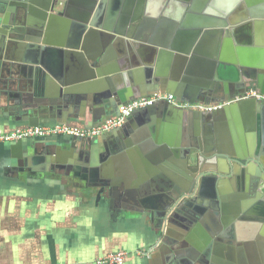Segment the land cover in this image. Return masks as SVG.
Segmentation results:
<instances>
[{
  "label": "crops",
  "instance_id": "0c3cea01",
  "mask_svg": "<svg viewBox=\"0 0 264 264\" xmlns=\"http://www.w3.org/2000/svg\"><path fill=\"white\" fill-rule=\"evenodd\" d=\"M42 1L53 4V0ZM182 1L144 2L145 7L149 5L157 14L156 17L151 15L153 18L146 17L156 21L155 29L163 42L167 29L164 22L174 20L170 14L174 6L178 7L176 13L181 12L174 16L181 19L188 14L194 22H213L224 17L232 25H228L227 33L215 35L212 32L214 41L204 34L190 53L194 57H189L184 64L187 68L190 61L196 60L194 85L205 91L185 93L181 98L170 94L178 101L206 103L255 89V79L264 70V20L255 21L251 27L246 14L234 13L233 7L225 11L210 8L208 13H190L183 11ZM121 3L122 0H61L54 16L44 24V47L35 45L30 52L25 45L17 46L15 62L5 61L10 43L0 41V132L30 128L27 119L38 117L40 113L43 115L40 126L58 125L52 122L47 110L49 104L41 100L39 93L43 91L52 99L53 94L66 89L71 76H90L89 70L94 72L92 66L85 68L77 55L91 54L102 48L109 34L108 24L114 22L113 27H119L121 18L117 15ZM230 5L228 1L227 6ZM39 22L42 18L34 16L33 23L37 26ZM94 23L99 26H93ZM151 44L134 47L132 54L142 60L157 57L164 62V53H160L164 49L157 53L154 43ZM112 45L110 53L106 50L108 58L104 67L96 71V82L89 87L100 103L106 102L107 78L126 88L123 81L126 74L130 89L149 88L156 77L164 82V64L166 67L183 64L178 56V63L173 62V56L160 67H154L151 75L145 62L141 61L140 66L132 65L131 54L120 55L116 41ZM168 70L177 72L178 68ZM30 95L33 97L28 103ZM88 98L91 100L93 96L88 95ZM28 105L34 109L27 111ZM165 107L157 105L153 107L156 109L136 112L123 128L99 138L84 154L81 150L70 152L69 147H64L60 163L49 150L43 152V148L46 142L68 139L25 141L28 145L36 144L37 153L31 151L29 160L14 158L9 151L12 144L0 143V264H97L99 258L120 252L128 253L125 264H187V261L192 264H264V188L260 185L264 177L258 180L257 186L247 179L230 182L226 199L219 205L199 198L201 203H195L198 225L188 230L175 226L172 230L170 240L175 243V252L169 245L165 250L164 247L160 250L162 246L153 249L162 238L156 225L160 219L158 214L164 212L166 199L163 200L164 193L157 186L145 192L141 178L142 172H148L146 163L154 168L164 164L165 146L169 149L171 143L172 149H176L171 154L172 165L176 167L180 161L177 151L181 146L196 145L199 129L205 131L206 136L212 135L210 144L214 149L220 145L239 146L244 152L264 151L262 109L219 111L209 119L200 117L196 111L181 109L177 112L180 115L174 116L168 114ZM76 113L82 116L81 111ZM84 115L86 117L72 124L89 128L110 118L98 113L94 119L87 110ZM81 145L80 141L79 149ZM162 170L161 183L164 177L170 180L176 176L170 169V175L164 174V167ZM110 176H121L132 183L138 194L137 204L130 202L124 208L117 202L118 208L111 209L104 200L97 201L100 190L97 185ZM181 244L185 246L180 248ZM141 252L144 256L138 255Z\"/></svg>",
  "mask_w": 264,
  "mask_h": 264
},
{
  "label": "water",
  "instance_id": "95a60500",
  "mask_svg": "<svg viewBox=\"0 0 264 264\" xmlns=\"http://www.w3.org/2000/svg\"><path fill=\"white\" fill-rule=\"evenodd\" d=\"M134 1L137 2L134 3ZM146 1L154 2L155 4H162L163 1L168 4L178 2V0ZM184 1L181 2L184 8L183 11L186 10L190 13H202L203 11L208 13L210 8L225 11L227 8L231 9L233 7L236 11L238 10L234 13H241V15L246 14V20L249 21L248 24L251 27L255 21L264 20V0ZM228 1L231 3L229 7L227 6ZM52 2L53 4H48L50 2L44 4L42 0H3L0 3V41L3 40L4 42L10 43L5 61L8 63L15 62L13 56L15 55V48H17V46L21 47L25 45V47L32 52L35 49V45L42 47L45 44V40L42 39L44 24L49 17L54 16L56 8L61 0H53ZM144 2L145 0H122L121 9L118 11L117 15L121 18L119 27L115 29L113 27L115 24L114 22L108 24L106 30L109 34L106 35L107 38L103 43L102 48L99 51L94 50L91 54L77 55L82 59V64H85V68L88 69L91 66L94 68V72L89 70L91 73L90 76L88 74L85 76H71L69 78L70 81L65 84L66 89H62L61 93L53 94L54 96L52 99L49 98L51 97L50 95L48 96L43 93V91L39 93V96H42L41 100L48 102L49 104L47 110L50 112L53 123L73 125L72 122H78L81 117H86V115H84V110L90 111V115H92L94 119L97 118L96 115L98 113H102L103 115H106L107 118H111L119 115V109L137 97H150L157 93H173L175 96L181 98L185 93L202 94L205 91H200L201 89L195 88L194 85L196 60H192L193 62L190 61L191 63L187 68L184 64L188 61L189 57H194V55L190 53H192L193 49L199 44L204 34H206L210 41H214L215 36L212 32H214L215 35L227 33L228 25L232 24L226 22L224 17L222 20H215L213 22H194V20H191L192 18H189L190 14H188V16L185 17L186 19L183 18V16V19H181L180 17L174 16L180 15L181 13H176L178 7L174 6L173 13H170L174 20L164 22L167 29L165 30L166 34H164L163 42L159 37V32L157 33V29H155L157 26L155 25L156 21L146 17V15L150 17H152L151 15H155L154 17H156L157 14H155L153 8H149V5L145 7ZM133 12L134 14H132ZM34 16L42 18V22H39L37 26L33 23ZM92 25L99 26L98 23ZM151 32H154V34ZM252 40L254 42V38ZM114 41L117 43L115 47L120 55L130 53V62L134 66H140L141 61L145 62L151 75L152 71L154 72V67H160L162 63H165L166 59H169L170 61L173 56V62L178 63V56L183 64L180 66H172L171 64L167 67L164 64V82L157 80V77L153 79L151 76L154 84L149 88L140 86L133 90L130 89L128 76L126 74L123 75V81L126 83V88L116 84L112 78H107L108 90L105 92L106 102L100 103L96 93L90 92L89 87H91L93 82H96L95 80L98 76L96 71L99 72V69L104 67L108 58V53L113 49L112 43ZM145 43H154L153 48L157 53L160 49H164L160 52L164 53V62L157 57H153L148 61L144 58L142 60V58L139 59L137 54L133 53L135 55L134 57L132 54L133 48L139 46V48H143ZM103 49H105V51H103ZM107 49L108 53L106 52ZM105 52L107 55H105ZM202 62L204 63L205 61ZM169 67H175L178 68V70L177 72H173L174 70L170 72L168 70ZM252 79L254 80L253 77ZM204 89L210 90L208 87H205ZM246 90L248 91L249 89ZM254 90H259L264 94V70L259 77L255 79ZM88 95H92L93 98L90 100ZM32 97L33 95L29 96L30 100L28 103H31ZM206 103L212 102L207 101ZM158 105L166 106L164 110L168 114L171 113L174 114V116L180 115V113H177L180 112V110L178 111L177 108L169 103H160ZM257 108L264 111V103L250 99L230 105L221 112L228 113V111L234 112L240 110L245 112ZM32 109H34L33 106H26L27 111H31ZM47 110L45 108L44 111ZM79 111H81L82 116H80L79 113H76ZM196 114L200 117H209V119L214 118V113L196 112ZM24 115L28 116L26 112ZM26 116H24V118H26ZM27 120H29L30 127H40L43 115L40 113L38 117L29 118ZM92 127H94L93 124L89 125V128ZM198 133L199 134L196 137V145L190 144L181 146L177 151L176 154L178 160H180L179 163H177V167L172 165L173 158L171 157V154H174L176 149H172L173 146L171 143L168 144L169 149L166 146L164 147V152H166V155L164 156V166L160 164L155 166V169L147 163L144 165L148 171L146 173L142 172L143 176L141 178L143 179L141 185L146 189L145 192H148L153 186H157L158 190L164 193L163 200L166 199V201H164V212L158 214L160 219L156 225L162 238L160 239L159 244L155 245L153 249L162 246L160 250H162L163 247L165 250L166 245L171 246L172 251L177 249L176 247L173 248L175 243L170 240L172 230L175 226H181L185 230H188L189 228H194L198 225V208L195 203H201V199L199 198L208 199L214 205H219L220 202H223L226 199V190L230 182L247 179L255 183V186H257L259 183L258 180L264 177L263 150H260V152H244V150H240L239 146L230 148L228 146L220 147V145L218 148L214 149L210 144V140L213 139L212 135L206 136V132H201V129H199ZM61 138L64 139V137ZM65 139L68 140L46 142L43 152L49 150L55 156V161L60 163L62 161L61 154L64 152V147H69L70 152L81 150V153L84 154L86 148L92 149V147L96 145V142L99 141L98 139ZM80 141L83 143L81 149L78 147ZM165 149H168V151H165ZM9 151L11 156L22 160H29L31 151L33 154L37 153L36 144L31 143L28 145L25 144V141L13 143L10 146ZM151 160L155 161L153 157ZM163 167L164 174L170 175V169L176 174V176L172 177L170 180L164 177V182L161 183L159 181L162 179L160 173L163 171ZM260 185L264 188V182H261ZM97 187L100 189L97 195V201L104 200L110 205L111 209L118 208L117 202L124 208H127V204L130 202L137 204L136 198L138 194L134 186L121 176H110L99 183ZM181 246L184 247L185 245L181 244L180 248ZM171 256H173V254ZM190 257L195 259L192 256ZM207 258H209V255ZM187 264H192V262L187 261Z\"/></svg>",
  "mask_w": 264,
  "mask_h": 264
},
{
  "label": "built area",
  "instance_id": "2783aa9c",
  "mask_svg": "<svg viewBox=\"0 0 264 264\" xmlns=\"http://www.w3.org/2000/svg\"><path fill=\"white\" fill-rule=\"evenodd\" d=\"M254 99L264 103V94L259 90L247 91L243 96L226 102L205 103V102H182L178 101L172 94H156L150 97L136 98L119 109V115L108 118L104 122L92 128H84L77 125L58 124L48 127H30L26 129L15 130L12 132H0V143L13 144L19 141L50 139V138H77L81 140L99 139L106 137L124 127L128 119L136 112L143 111L160 103H169L177 109L185 111H196L214 113L225 109L226 107L236 104L240 101ZM138 255L144 256V253ZM128 253L120 252L106 255L99 258L97 264H125Z\"/></svg>",
  "mask_w": 264,
  "mask_h": 264
},
{
  "label": "flooded vegetation",
  "instance_id": "af4514ba",
  "mask_svg": "<svg viewBox=\"0 0 264 264\" xmlns=\"http://www.w3.org/2000/svg\"><path fill=\"white\" fill-rule=\"evenodd\" d=\"M250 90H252V89H249V91ZM245 93H246V91H243V92H240L238 94L231 95L228 99H225L223 101L212 102V103L226 102V101H229V100H232V99H235V98H239V97L243 96V94H245Z\"/></svg>",
  "mask_w": 264,
  "mask_h": 264
}]
</instances>
